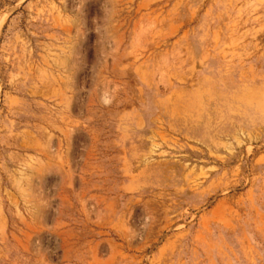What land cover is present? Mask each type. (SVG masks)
I'll return each mask as SVG.
<instances>
[{
	"label": "rangeland",
	"instance_id": "rangeland-1",
	"mask_svg": "<svg viewBox=\"0 0 264 264\" xmlns=\"http://www.w3.org/2000/svg\"><path fill=\"white\" fill-rule=\"evenodd\" d=\"M0 264H264V0H0Z\"/></svg>",
	"mask_w": 264,
	"mask_h": 264
}]
</instances>
